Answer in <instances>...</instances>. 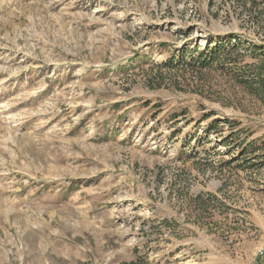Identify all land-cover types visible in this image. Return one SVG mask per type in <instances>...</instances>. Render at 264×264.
I'll use <instances>...</instances> for the list:
<instances>
[{
	"label": "rangeland",
	"instance_id": "1",
	"mask_svg": "<svg viewBox=\"0 0 264 264\" xmlns=\"http://www.w3.org/2000/svg\"><path fill=\"white\" fill-rule=\"evenodd\" d=\"M263 64L264 0H0V264H256Z\"/></svg>",
	"mask_w": 264,
	"mask_h": 264
},
{
	"label": "trees",
	"instance_id": "2",
	"mask_svg": "<svg viewBox=\"0 0 264 264\" xmlns=\"http://www.w3.org/2000/svg\"><path fill=\"white\" fill-rule=\"evenodd\" d=\"M230 37L231 39H229L227 42L219 39L218 42L215 43V46L213 48H211V45H212L211 43L210 45L207 46V49H206L207 51H200L199 57L193 60V62L191 63L192 64L195 63V65L199 66L198 67L199 69H202V68L209 69V68L217 67L219 65V61L222 58V56L224 54H229V51L227 50V48L232 49L233 51H238L239 43L238 42L232 43L233 35ZM261 53H263V51H261ZM173 64L174 63L171 62V65ZM262 69L264 70V64L262 66ZM262 69L260 68L259 72L256 73L254 77L253 75L249 77L240 76L241 78H238V79L241 83L245 84V86L248 88V91L250 93H252L253 95H257L258 97L263 99L264 98V74L262 72ZM160 84L162 83L160 82ZM213 115H214V112H209L204 116L203 119L205 120L209 119ZM219 123H220L219 119L213 120L211 124V128L218 127L217 125H219ZM228 137L225 140H223V143H225L226 146L232 145L233 147H235L236 144L234 145L233 142H229ZM242 144L243 142L237 144V147H241ZM245 149L243 150V152L245 151ZM122 264H154V263L150 261L147 255L138 254L133 260L125 261Z\"/></svg>",
	"mask_w": 264,
	"mask_h": 264
},
{
	"label": "water",
	"instance_id": "3",
	"mask_svg": "<svg viewBox=\"0 0 264 264\" xmlns=\"http://www.w3.org/2000/svg\"><path fill=\"white\" fill-rule=\"evenodd\" d=\"M263 253H264V249L262 250V252L260 253V255L257 256L256 261H255L256 264H259L260 258H261V256H262Z\"/></svg>",
	"mask_w": 264,
	"mask_h": 264
}]
</instances>
